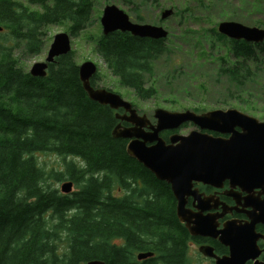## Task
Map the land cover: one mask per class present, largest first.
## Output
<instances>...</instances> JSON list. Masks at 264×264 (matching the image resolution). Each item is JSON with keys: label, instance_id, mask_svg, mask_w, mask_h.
<instances>
[{"label": "trees", "instance_id": "16d2710c", "mask_svg": "<svg viewBox=\"0 0 264 264\" xmlns=\"http://www.w3.org/2000/svg\"><path fill=\"white\" fill-rule=\"evenodd\" d=\"M92 10L93 0H0V264H191L169 186L112 136L117 111L87 96L73 50L42 77L18 64V52L40 53L47 25L65 22L75 36L92 23ZM214 33L230 43L235 60L218 71L237 91L264 42ZM95 39L120 85L140 97L155 93L144 75L153 73L165 39L121 30ZM41 153L59 156L61 165H42ZM64 181L74 185L69 193L58 187ZM143 251L153 255L138 260Z\"/></svg>", "mask_w": 264, "mask_h": 264}, {"label": "water", "instance_id": "95a60500", "mask_svg": "<svg viewBox=\"0 0 264 264\" xmlns=\"http://www.w3.org/2000/svg\"><path fill=\"white\" fill-rule=\"evenodd\" d=\"M172 13V8H166L160 12V18L166 19ZM100 23L103 34L121 30L152 39H165L168 35V30L162 25L132 21L128 13L114 4L104 6ZM217 32L231 39H243L252 43L264 41V28L248 26L235 20L220 21L217 24ZM70 50V34L65 31L54 34L45 59L34 62L28 72L32 76H44L48 63ZM96 71L97 66L91 60L78 65L79 78L87 96L99 104L108 105L111 109L124 110V113L116 112L115 118L128 121L131 125L123 126L117 123L112 129V136L127 139L126 153L149 169L157 179L170 184L177 201L176 216L180 222H186L191 234L203 233L200 229L202 218L199 213L190 214L195 218L193 226H190L191 216L184 210L185 195L188 194V188L193 181L216 184L229 177L248 180L251 183L259 180L264 182V121L235 108L197 113L191 110L173 111L156 107L153 111L156 124L152 125L150 130H144L141 119L146 117L145 114L139 115L132 104L119 93L91 85L90 78ZM188 121L199 129L231 134L228 138L214 137L207 132L193 129L185 135H171L169 143L158 134L161 130L175 129ZM235 127H240L241 131L237 132ZM72 187L71 181H64L59 189L63 193H69ZM254 222L255 219H251L250 224ZM207 225L211 231L206 233L214 235L212 223L208 222ZM249 236L250 234L236 236L229 243L230 256L216 257V264H244L249 259H253L254 264H264L257 260L260 250L255 238ZM206 250L202 249L207 253ZM152 255V251H143L137 253L136 257L143 260ZM84 264L107 263L101 259H89Z\"/></svg>", "mask_w": 264, "mask_h": 264}, {"label": "rangeland", "instance_id": "374dc122", "mask_svg": "<svg viewBox=\"0 0 264 264\" xmlns=\"http://www.w3.org/2000/svg\"><path fill=\"white\" fill-rule=\"evenodd\" d=\"M106 4H114L124 10L132 21L137 22L135 15H138V22L162 25L168 30L163 43L166 49L153 61V73L144 75L145 83L155 89V93L148 97L137 96L132 89L120 85L97 51L95 37L102 31L100 16ZM166 8H172L173 13L166 19H160V12ZM91 19L92 23L83 31L71 35L75 62L80 64L92 60L96 63L97 85L119 93L139 111L153 113L156 107H162L202 113L235 108L264 121V50L257 49V65H253L252 72L242 77L244 84L233 91L218 71L220 64L235 60L232 54L230 56V43L214 33L217 24L223 20L264 28V0H93ZM45 30L40 53H17L19 66L27 71L34 62L45 59L53 35L66 32V23L49 24ZM212 59L214 64L211 66ZM192 129L197 130L196 127ZM37 158L46 167L61 165V158L57 155L41 153L37 154ZM196 255L192 247L188 254L192 264H197Z\"/></svg>", "mask_w": 264, "mask_h": 264}, {"label": "flooded vegetation", "instance_id": "af4514ba", "mask_svg": "<svg viewBox=\"0 0 264 264\" xmlns=\"http://www.w3.org/2000/svg\"><path fill=\"white\" fill-rule=\"evenodd\" d=\"M132 106L139 115H146V117L141 119L144 123L143 129L150 130L151 126L156 124L153 113L141 112L133 103ZM117 112L124 113V110L119 108ZM120 123L123 126L131 125V123L124 120ZM192 127H195L192 123H184L175 129L161 130L158 134L166 143H169L172 134H185L192 129ZM197 129L201 132H207L214 137L228 138L231 134V132ZM234 130L240 132L241 128L235 127ZM125 140L126 142L128 141L127 139ZM165 183L169 186L170 192L175 200L176 213L177 201L171 190L170 184L167 182ZM184 210L188 215L199 213L202 218L200 229L203 233L196 235L190 233L186 222L179 221L190 238L186 242V250L188 254H190L191 248H195L197 264H216V257L230 256L231 251L229 243L234 240L236 236L248 234H250L249 237L255 238V242L260 250L257 260L264 263L263 181L259 180L251 183L248 182V180L229 177L224 178L216 184L193 181L188 188V194L185 195ZM190 216L189 225L193 226L195 218L192 215ZM251 219H255L253 224H250ZM208 222L212 223V232L214 235L206 233L207 231H211L207 225ZM220 238L226 243L222 242ZM245 240H248L246 236ZM202 249H208L206 250L207 253L203 252ZM244 264H254V260L249 259Z\"/></svg>", "mask_w": 264, "mask_h": 264}]
</instances>
